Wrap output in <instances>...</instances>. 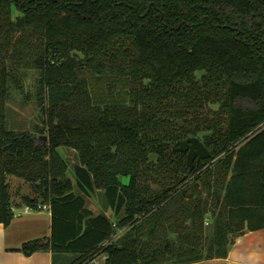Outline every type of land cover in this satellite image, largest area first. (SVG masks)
<instances>
[{
  "label": "trees",
  "instance_id": "1",
  "mask_svg": "<svg viewBox=\"0 0 264 264\" xmlns=\"http://www.w3.org/2000/svg\"><path fill=\"white\" fill-rule=\"evenodd\" d=\"M29 70L42 127L12 129L8 102ZM85 72L129 79V101L97 103ZM190 137L211 153L193 166L174 150ZM60 148L76 152L74 167ZM10 176L33 188L22 204L52 213L51 236L24 243L26 256L227 258L236 238L264 229V0H0L5 226L15 217ZM96 190L116 224L88 209Z\"/></svg>",
  "mask_w": 264,
  "mask_h": 264
},
{
  "label": "crops",
  "instance_id": "2",
  "mask_svg": "<svg viewBox=\"0 0 264 264\" xmlns=\"http://www.w3.org/2000/svg\"><path fill=\"white\" fill-rule=\"evenodd\" d=\"M62 157L66 159V155ZM122 181L126 184L128 179L123 178ZM100 192L96 190L91 196H87V207L97 215H105L116 224L117 217L106 196L107 203L103 204V209L99 207L96 196L98 197ZM99 199L102 200V197ZM12 205L15 217L10 225L5 226L0 223V264H73L81 257L80 253L39 251L26 256L20 252L19 249L24 243L51 236L52 213L47 209L48 216L45 218L41 217L42 211L37 212L36 215L22 213L21 209H24L25 205L19 201L14 202L13 197ZM125 233L126 230H118L111 242L119 240ZM108 258L106 252H100L87 264H107ZM193 264H264V229L249 231L236 238L230 246L227 258H214Z\"/></svg>",
  "mask_w": 264,
  "mask_h": 264
},
{
  "label": "rangeland",
  "instance_id": "3",
  "mask_svg": "<svg viewBox=\"0 0 264 264\" xmlns=\"http://www.w3.org/2000/svg\"><path fill=\"white\" fill-rule=\"evenodd\" d=\"M83 76L88 78L94 99L97 103H127L129 101L131 87V81L129 79L117 78L108 74L99 77L88 72H85ZM37 78L38 72L29 70L21 77L22 89L18 90L17 88H13L7 106V121L10 128L16 130H35V128L40 129L42 127L41 108L38 106L36 99ZM59 152H61L63 156L66 155V160L71 168L78 163L77 155L74 150L60 148ZM68 176L73 179L70 171L68 172ZM9 182L14 202L19 201L22 203L23 196H34L32 186L22 178L10 176ZM100 197H102V200L99 199ZM96 200L101 208L104 203H107L105 194L102 191L98 197L96 196ZM89 201H91V199ZM41 211L43 212L42 218L48 216V211L46 209ZM21 212L24 213V209H21ZM37 212L39 211H32L31 214L36 215Z\"/></svg>",
  "mask_w": 264,
  "mask_h": 264
},
{
  "label": "water",
  "instance_id": "4",
  "mask_svg": "<svg viewBox=\"0 0 264 264\" xmlns=\"http://www.w3.org/2000/svg\"><path fill=\"white\" fill-rule=\"evenodd\" d=\"M41 139L47 141V136H41ZM174 150H180L188 153V164L194 165V162L201 161L211 157V153L204 145V143L197 137H190L183 141H179L175 146Z\"/></svg>",
  "mask_w": 264,
  "mask_h": 264
},
{
  "label": "built area",
  "instance_id": "5",
  "mask_svg": "<svg viewBox=\"0 0 264 264\" xmlns=\"http://www.w3.org/2000/svg\"><path fill=\"white\" fill-rule=\"evenodd\" d=\"M38 209L39 210H45V209L47 210L49 208H48V206H39ZM32 211H35V210L29 206H25L24 213H31Z\"/></svg>",
  "mask_w": 264,
  "mask_h": 264
}]
</instances>
